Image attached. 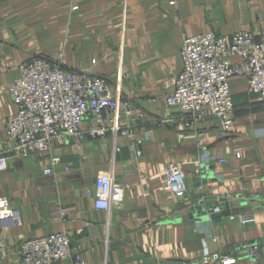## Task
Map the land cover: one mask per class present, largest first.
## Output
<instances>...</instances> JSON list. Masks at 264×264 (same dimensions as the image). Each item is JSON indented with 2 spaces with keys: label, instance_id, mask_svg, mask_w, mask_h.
<instances>
[{
  "label": "crops",
  "instance_id": "crops-1",
  "mask_svg": "<svg viewBox=\"0 0 264 264\" xmlns=\"http://www.w3.org/2000/svg\"><path fill=\"white\" fill-rule=\"evenodd\" d=\"M172 1L0 0V153L10 147L5 121L16 112L6 86L19 76V65L35 56L55 60L61 54L63 68L105 78L131 112L144 113L133 125L143 136L139 156L129 150L128 139L110 133L85 136L80 149L71 146L70 137L63 146L26 157L7 152V168L0 171L5 239L0 264H21L23 240L60 231L69 234L80 261L59 264H196L205 251L231 252L236 259L231 264H264V107L259 97L248 91L244 77H230L231 131L223 134L218 119L210 117L186 129L182 138L171 121L180 112L164 104L182 69L185 37L239 30L257 36L264 31V0ZM88 123L85 119L82 129ZM203 152L211 171L197 175L193 168ZM53 157L60 163L45 174ZM170 162L182 164L187 190L180 198L163 189ZM110 167L115 181L128 188L119 205L97 209L86 191L96 174ZM225 200L237 203L229 206L234 218L211 217L214 207L225 209ZM240 214L250 218L242 223ZM254 244L259 255L248 258Z\"/></svg>",
  "mask_w": 264,
  "mask_h": 264
},
{
  "label": "built area",
  "instance_id": "built-area-1",
  "mask_svg": "<svg viewBox=\"0 0 264 264\" xmlns=\"http://www.w3.org/2000/svg\"><path fill=\"white\" fill-rule=\"evenodd\" d=\"M180 56L182 69L172 91L164 98L167 108L175 107L180 112L178 118L171 120L179 137H184L186 129L210 117L218 119L223 134L231 131L234 104L228 80L232 76L244 77L248 91L257 95L264 107V31L257 36L248 30L226 36L212 31L200 32L185 37ZM60 57L61 54L55 60L32 57L19 65V76L7 84L6 91L15 103L16 112L5 121V135L10 147L0 153V171L7 168V152L26 157L52 146H63L70 137L74 139L71 146L80 149L85 136L102 138L110 133L113 138L128 139L129 150L137 156L141 154L137 146L142 143L143 136L133 130V125L144 117V113L131 112L129 104L122 102L105 78L85 70L63 68ZM232 57L238 61L231 62ZM121 106L124 119L121 118ZM85 119H89V123L82 129ZM149 134L150 131L146 132L144 137ZM234 156L239 157L240 153L235 152ZM216 159L227 162L221 155ZM210 161L206 153H200L194 173H209ZM58 163L60 159L53 157L44 173L50 174L52 166ZM127 188L128 185L115 181L110 167L96 174L94 186L86 193L93 198L95 208L107 210L123 201ZM163 189L175 198L185 195L187 188L181 162L167 164ZM222 210L217 206L212 211ZM229 217L232 219L234 215L230 213ZM238 217L243 223L250 215ZM3 247L5 239L0 232V249ZM259 251V246L254 244L248 248L246 256L255 258ZM18 254L21 264H59L64 259L80 261L78 251L71 247L69 234L64 231L25 239L20 243ZM235 260L231 252L205 251L196 264H231Z\"/></svg>",
  "mask_w": 264,
  "mask_h": 264
},
{
  "label": "water",
  "instance_id": "water-1",
  "mask_svg": "<svg viewBox=\"0 0 264 264\" xmlns=\"http://www.w3.org/2000/svg\"><path fill=\"white\" fill-rule=\"evenodd\" d=\"M237 205L236 202L232 201L230 203L227 202V200H225V209L222 210L221 212H214V211H210V215L211 217L215 218V217H221V216H227L229 215L231 212L229 210V206H235Z\"/></svg>",
  "mask_w": 264,
  "mask_h": 264
}]
</instances>
